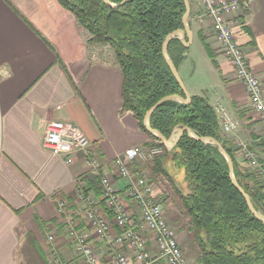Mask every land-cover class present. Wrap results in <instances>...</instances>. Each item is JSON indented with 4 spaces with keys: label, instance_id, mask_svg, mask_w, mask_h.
I'll use <instances>...</instances> for the list:
<instances>
[{
    "label": "crops",
    "instance_id": "0c3cea01",
    "mask_svg": "<svg viewBox=\"0 0 264 264\" xmlns=\"http://www.w3.org/2000/svg\"><path fill=\"white\" fill-rule=\"evenodd\" d=\"M189 1L193 42L179 74L191 97L209 101L218 122L220 109L238 121L234 133L225 134L220 127L232 147L242 140L264 162V126L222 53L212 22L207 18L198 22L203 8L198 0ZM236 38L264 84V0H256L241 18ZM88 39L74 14L58 0H0V264H26L27 257L31 264H42V256L55 264L54 249L64 262L84 264L68 236L71 225L88 234L101 264H113L112 246L95 235L84 207L77 202L80 182L97 197L115 231L114 217L102 198L104 176L115 180L122 203L138 218L139 208L127 181L117 177L114 160L152 140L132 113L122 112L124 77L115 59L98 60ZM49 120L78 126L92 142L91 155L98 159V168L90 166L83 154L67 164L45 150ZM237 161L248 169L239 154ZM140 169L145 174L142 165ZM160 183H154L157 194ZM166 190L173 199V190ZM61 200L69 204L64 215L57 207ZM49 236L55 237L53 243ZM146 237L153 248V235L147 232Z\"/></svg>",
    "mask_w": 264,
    "mask_h": 264
},
{
    "label": "trees",
    "instance_id": "16d2710c",
    "mask_svg": "<svg viewBox=\"0 0 264 264\" xmlns=\"http://www.w3.org/2000/svg\"><path fill=\"white\" fill-rule=\"evenodd\" d=\"M58 1L88 33L89 47L113 49L124 77L122 112L132 113L153 141L145 147L157 143L164 147V154L155 160L153 176L165 177L174 197H178L176 208L186 232L197 244L198 264H264V222L250 211L234 186L220 149L185 132L170 151L145 126L147 113L161 100L172 96L186 99L164 52L167 37L184 29L185 0H108L110 4L105 0ZM205 47L210 55L209 46ZM188 50L178 38L169 42L167 53L177 70ZM191 98L187 105L176 100L162 103L150 118L151 128L170 139L177 126L189 127L199 138L220 142L233 162L237 182L264 216V185L249 168L240 166L238 150L221 133L209 101L200 96ZM169 158L173 168L184 173L182 186L174 183L165 168ZM43 260L44 256L41 261L48 264Z\"/></svg>",
    "mask_w": 264,
    "mask_h": 264
},
{
    "label": "built area",
    "instance_id": "2783aa9c",
    "mask_svg": "<svg viewBox=\"0 0 264 264\" xmlns=\"http://www.w3.org/2000/svg\"><path fill=\"white\" fill-rule=\"evenodd\" d=\"M198 2L203 12L196 20L203 23L207 18L212 22L216 41L224 56L232 64L236 79L245 87L258 121L264 126V84L253 71L246 50L236 38L241 18L253 9L256 0H198ZM219 115V124L225 134L238 130V121L227 111L220 109ZM43 147L53 157L60 158L67 164H72L77 155L83 154L89 157L90 166L98 168V159L91 155L92 142L73 123L49 120L45 128ZM236 148L248 168L264 185V162L259 154L242 140L236 142ZM164 151V147L158 143L154 147L134 146L119 154L114 160L117 177L127 181L129 194L139 208L138 218H135L122 203L115 180L110 176L101 179L103 201L113 215L119 232L114 230L109 218L101 212L97 197L93 193H88L84 184L79 183L77 202L84 207L85 218L95 235L112 246L113 264H192L185 255L178 232L165 213L164 200H160L154 184L140 169V165L156 159ZM68 206L65 200L57 203L58 211L62 215L67 212ZM147 232L154 237L155 252L149 248ZM68 236L84 264H101L87 233L71 225ZM49 241L53 243L55 237L49 236ZM51 256L55 264H70L63 261L56 249L52 251Z\"/></svg>",
    "mask_w": 264,
    "mask_h": 264
},
{
    "label": "water",
    "instance_id": "95a60500",
    "mask_svg": "<svg viewBox=\"0 0 264 264\" xmlns=\"http://www.w3.org/2000/svg\"><path fill=\"white\" fill-rule=\"evenodd\" d=\"M105 1L107 3H109L108 0H105ZM127 1L128 0H125L124 3L127 2ZM185 2H186V6H187V12H186L185 17H184V29L175 31V32H173L172 34H170L167 37V39L165 41V44H164V52H165V57H166L169 65H170L171 71L174 74V76L176 77V79H177V81H178L181 89L185 93L186 99H184L182 97H179V96H172V97H168V98H165V99L161 100L160 102H158L147 113L146 118H145V126H146L148 132H150L151 134L155 135L159 139V141L161 143H163L166 146V148L168 150H170V151L177 145V143L183 137V135H184L185 132H187L189 134V136L192 137V138H194V139H197V140L202 141V142H205V143H211L214 146L218 147L220 149V151L222 152V154L226 157V159L228 161L229 168H230V177L232 179V182H233L234 186L244 196V198H245V200H246V202L248 204V207H249L250 211L259 220H261V221L264 222V216L261 215L259 212L256 211V209L254 208V206L252 204V201H251L250 196L245 192V190L237 182V180L235 178V175H234V165H233V162H232L230 156L225 151L224 147L221 145L220 142H218L217 140L212 139V138H199V137H197L194 134V132L189 127H181V126H177L174 129V131H173L172 137L170 139H167L159 131L152 129L151 126H150V118H151V116L158 109V107L162 103H164L165 101H167V100H176V101H179L180 103L185 104V105L190 104L192 102L191 95L189 94V92H188V90H187V88H186V86H185V84H184V82H183V80H182V78H181V76L179 74V71L177 70V68L175 67V65L173 64V62L171 61V59L169 58L168 53H167V46H168L169 42L172 39H175V38L180 39L182 41V44L184 45L185 48H189L190 45L193 42V35H192V32H191V28L188 25V19H189L190 13H191V6H190V1L189 0H185Z\"/></svg>",
    "mask_w": 264,
    "mask_h": 264
},
{
    "label": "rangeland",
    "instance_id": "374dc122",
    "mask_svg": "<svg viewBox=\"0 0 264 264\" xmlns=\"http://www.w3.org/2000/svg\"><path fill=\"white\" fill-rule=\"evenodd\" d=\"M91 48V53L98 59V60H104L107 62H112L115 59L114 56V51L111 47L109 46H104V45H92L90 46ZM153 142V141H151ZM159 144V143H158ZM163 144V143H162ZM156 146V145H154ZM154 146H148V147H154ZM165 152V151H164ZM164 153H162L160 156H162ZM159 157V156H158ZM157 157V158H158ZM155 160L148 161L145 164L142 165L145 175L148 177L149 181L154 183H158L159 181L161 182L159 184V193L157 194L160 200H164V205H165V213L167 217L170 220V223L172 226L176 229L178 234H180V240H181V245L184 247L185 255L189 259V261L192 264H198L197 259H198V247L193 239V237L186 232V227H185V222L179 215L177 211V204L175 202H178V197H173V199L170 198L168 195V191L166 188L168 187L171 189L170 183L165 179L163 176H159V179L155 176H152L150 171H154L155 169ZM170 158L166 159V164L165 168H168L169 172L171 173L172 180L174 181L175 184L183 185L184 184V173L183 171H180L176 168H173L172 163L170 162ZM168 165V166H167ZM151 176V177H150ZM157 189V187H155ZM173 194V193H172ZM174 196V195H173ZM177 201H175V200ZM104 215V214H103ZM105 216V215H104ZM139 217V214L136 216ZM183 225V228H182ZM117 232H119V229L117 228ZM187 234H184V233ZM154 238V237H153ZM148 239V238H147ZM150 244V243H149ZM156 245L154 244L153 248H151L152 252H155L156 250ZM111 254V253H110ZM26 264H31V260L27 257ZM43 264V263H42Z\"/></svg>",
    "mask_w": 264,
    "mask_h": 264
}]
</instances>
